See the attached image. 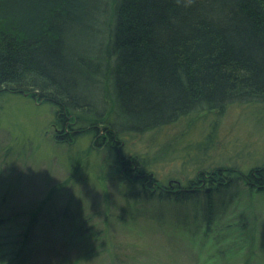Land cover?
<instances>
[{"label":"trees","instance_id":"16d2710c","mask_svg":"<svg viewBox=\"0 0 264 264\" xmlns=\"http://www.w3.org/2000/svg\"><path fill=\"white\" fill-rule=\"evenodd\" d=\"M8 93L55 106L60 141L86 128L111 147L195 111L264 103V0H0V96ZM120 159L139 170L136 194L157 200L156 216L172 207L194 235L211 231L240 182L264 189L263 166L161 185L136 157ZM23 249L5 264H23Z\"/></svg>","mask_w":264,"mask_h":264},{"label":"rangeland","instance_id":"374dc122","mask_svg":"<svg viewBox=\"0 0 264 264\" xmlns=\"http://www.w3.org/2000/svg\"><path fill=\"white\" fill-rule=\"evenodd\" d=\"M57 119L55 106L29 94L0 96V264L23 248V264H243L251 249L264 264V189L240 182L211 231L194 235L172 207L156 216L157 200L136 194L139 170L120 159L136 157L161 185L214 167H264V103L195 111L113 147L86 128L60 141Z\"/></svg>","mask_w":264,"mask_h":264}]
</instances>
